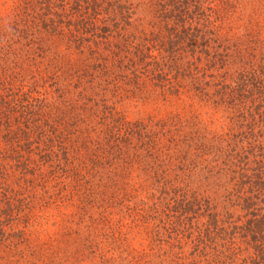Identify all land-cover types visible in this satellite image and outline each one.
I'll return each instance as SVG.
<instances>
[{
	"label": "trees",
	"instance_id": "obj_1",
	"mask_svg": "<svg viewBox=\"0 0 264 264\" xmlns=\"http://www.w3.org/2000/svg\"><path fill=\"white\" fill-rule=\"evenodd\" d=\"M0 264H264V0H0Z\"/></svg>",
	"mask_w": 264,
	"mask_h": 264
}]
</instances>
